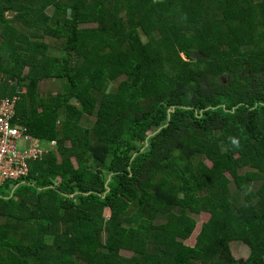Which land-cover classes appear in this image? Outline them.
<instances>
[{"label": "trees", "instance_id": "trees-1", "mask_svg": "<svg viewBox=\"0 0 264 264\" xmlns=\"http://www.w3.org/2000/svg\"><path fill=\"white\" fill-rule=\"evenodd\" d=\"M0 73L58 142L0 188V264H264V0H0Z\"/></svg>", "mask_w": 264, "mask_h": 264}, {"label": "built area", "instance_id": "built-area-1", "mask_svg": "<svg viewBox=\"0 0 264 264\" xmlns=\"http://www.w3.org/2000/svg\"><path fill=\"white\" fill-rule=\"evenodd\" d=\"M20 94L18 91L12 98L0 97V188L24 180L30 173L31 162L42 160L58 147L56 140L34 137L16 119Z\"/></svg>", "mask_w": 264, "mask_h": 264}, {"label": "rangeland", "instance_id": "rangeland-1", "mask_svg": "<svg viewBox=\"0 0 264 264\" xmlns=\"http://www.w3.org/2000/svg\"><path fill=\"white\" fill-rule=\"evenodd\" d=\"M16 82L17 81H15V80L14 81H6V80H4V77H2V74L0 73V90L2 89L3 91H6L9 88H12L11 86L15 87L16 86ZM2 83H5V85H3ZM62 84L65 86V84H66L65 80H61V79L44 80L40 84L39 90L41 91V93L43 94L44 97L55 96L62 89ZM20 92L24 93L25 89L23 88ZM15 95L7 96V97L12 98ZM78 107H79V105H78L77 102L73 101L70 104V108H69V110L67 112V115H68L69 118H72L75 115L76 109ZM93 121H94V118H85L83 120V122H82V126L89 128V127L92 126ZM209 163L211 164V162H209ZM210 217H211V215L208 214V213H202L200 215H196L195 216V218H196V220L198 222V227H197V230H196L195 234L193 235V237L190 240L187 241L188 245H190V246H195L196 245L197 237H198L199 233L202 230L203 224L208 222ZM0 223H1V221H0ZM232 248H233V252H234V255H235L236 259L242 260V259L249 258L251 250L248 247V245H246L245 243H243V242H235V243H233ZM123 255L126 256V257H130L132 254L129 253V252L124 251Z\"/></svg>", "mask_w": 264, "mask_h": 264}, {"label": "crops", "instance_id": "crops-1", "mask_svg": "<svg viewBox=\"0 0 264 264\" xmlns=\"http://www.w3.org/2000/svg\"><path fill=\"white\" fill-rule=\"evenodd\" d=\"M64 89V85L62 84V89L61 90H63ZM60 90V91H61ZM0 97H2V96H0ZM7 97V96H6ZM57 151H58V149H57ZM57 151H53V153H55V154H58V152ZM52 153V152H51ZM50 154V153H49ZM0 221H1V219H0Z\"/></svg>", "mask_w": 264, "mask_h": 264}]
</instances>
